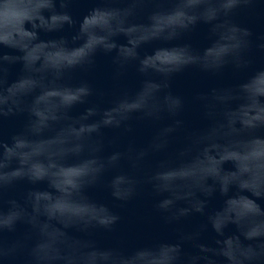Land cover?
Listing matches in <instances>:
<instances>
[{
  "label": "water",
  "instance_id": "obj_1",
  "mask_svg": "<svg viewBox=\"0 0 264 264\" xmlns=\"http://www.w3.org/2000/svg\"><path fill=\"white\" fill-rule=\"evenodd\" d=\"M0 264H264V0H0Z\"/></svg>",
  "mask_w": 264,
  "mask_h": 264
}]
</instances>
